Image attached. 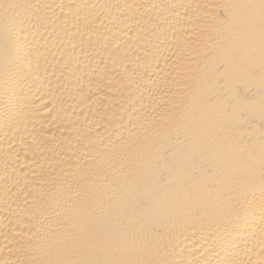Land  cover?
Instances as JSON below:
<instances>
[{
    "label": "bare ground",
    "instance_id": "bare-ground-1",
    "mask_svg": "<svg viewBox=\"0 0 264 264\" xmlns=\"http://www.w3.org/2000/svg\"><path fill=\"white\" fill-rule=\"evenodd\" d=\"M0 264H264V0H0Z\"/></svg>",
    "mask_w": 264,
    "mask_h": 264
}]
</instances>
